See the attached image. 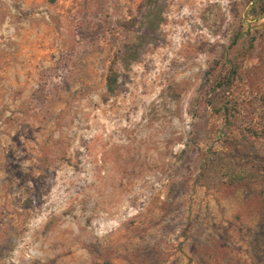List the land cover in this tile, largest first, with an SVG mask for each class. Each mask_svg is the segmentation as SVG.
<instances>
[{
  "label": "rangeland",
  "instance_id": "obj_1",
  "mask_svg": "<svg viewBox=\"0 0 264 264\" xmlns=\"http://www.w3.org/2000/svg\"><path fill=\"white\" fill-rule=\"evenodd\" d=\"M0 264H264V0H0Z\"/></svg>",
  "mask_w": 264,
  "mask_h": 264
},
{
  "label": "trees",
  "instance_id": "obj_2",
  "mask_svg": "<svg viewBox=\"0 0 264 264\" xmlns=\"http://www.w3.org/2000/svg\"><path fill=\"white\" fill-rule=\"evenodd\" d=\"M157 26H158V23H154V25L150 24V30L154 31ZM116 83H117V77H116L115 73H113L110 70V73L106 78V92L108 94L112 95L114 93V91L116 90L115 89Z\"/></svg>",
  "mask_w": 264,
  "mask_h": 264
}]
</instances>
